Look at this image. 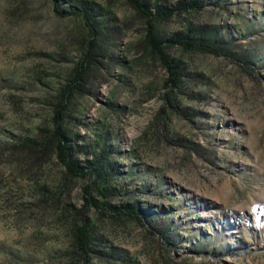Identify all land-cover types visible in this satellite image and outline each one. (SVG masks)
I'll list each match as a JSON object with an SVG mask.
<instances>
[{
    "label": "rangeland",
    "instance_id": "obj_1",
    "mask_svg": "<svg viewBox=\"0 0 264 264\" xmlns=\"http://www.w3.org/2000/svg\"><path fill=\"white\" fill-rule=\"evenodd\" d=\"M189 1L140 0L151 14ZM193 1L153 34L211 38L251 70L170 48V88L126 0H0V264H80L82 218L88 264H264V0ZM67 87L63 137L145 226L82 209L88 181L18 145L50 136Z\"/></svg>",
    "mask_w": 264,
    "mask_h": 264
},
{
    "label": "trees",
    "instance_id": "obj_2",
    "mask_svg": "<svg viewBox=\"0 0 264 264\" xmlns=\"http://www.w3.org/2000/svg\"><path fill=\"white\" fill-rule=\"evenodd\" d=\"M128 6L135 11L144 20L145 24V42L154 55L160 67L165 72L166 83L170 88H176L178 82L183 77V69L178 63H172L167 56L170 48H177L188 53H197L201 55H209L213 57H222L233 62L240 63L244 68L251 70L249 63L238 60L237 56L231 54L224 44H217L211 38H204L200 35L195 36H175L169 40L162 41L158 39L152 31V23L154 21H163L169 18L176 11H188L201 9L200 3L189 1L179 5L180 8L172 9L163 8L155 14H151L140 0H126ZM69 15L81 17L84 21L87 19L85 12L77 11L70 12ZM81 62L76 71V78L72 84L77 85V80L81 76ZM70 89H65V94L59 99L56 109L52 115V126L50 136L41 138L40 140L32 141L24 139L18 142V145L26 152L27 155L34 153L33 151H41V161H43L49 151L54 160L61 166L64 173L73 179H85L88 181V186L82 188V200L84 206L82 209H92L95 212H100L104 217L110 219L123 218L133 221L140 226H145L144 218L137 209L130 208H115L107 205L106 190H99L95 180L98 177L97 172L91 169L86 164H81L76 159V153L73 147L67 143L60 129V120L63 112L66 109V101ZM34 149V150H33ZM90 192L96 195L97 198L90 196ZM99 199L103 201H99ZM71 247L72 252L80 264H88L89 262V228L85 219H81L79 224H76L71 232Z\"/></svg>",
    "mask_w": 264,
    "mask_h": 264
}]
</instances>
